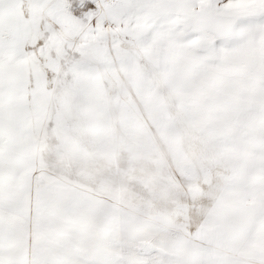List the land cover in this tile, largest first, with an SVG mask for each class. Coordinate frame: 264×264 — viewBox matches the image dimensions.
Segmentation results:
<instances>
[{"label":"snow or ice","instance_id":"1","mask_svg":"<svg viewBox=\"0 0 264 264\" xmlns=\"http://www.w3.org/2000/svg\"><path fill=\"white\" fill-rule=\"evenodd\" d=\"M0 264H264V0H0Z\"/></svg>","mask_w":264,"mask_h":264}]
</instances>
